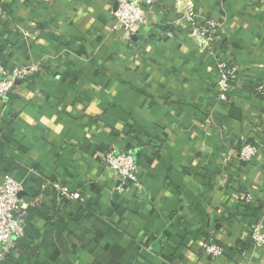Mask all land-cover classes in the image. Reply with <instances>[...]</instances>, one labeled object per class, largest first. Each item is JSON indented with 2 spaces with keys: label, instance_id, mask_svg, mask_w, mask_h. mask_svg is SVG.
<instances>
[{
  "label": "crops",
  "instance_id": "crops-1",
  "mask_svg": "<svg viewBox=\"0 0 264 264\" xmlns=\"http://www.w3.org/2000/svg\"><path fill=\"white\" fill-rule=\"evenodd\" d=\"M218 23L223 59L240 68L218 100L217 60L188 35L182 11ZM115 0H7L0 59L38 63L0 109V182L32 202L24 235L0 264H264V0H156L133 34L112 29ZM138 165L141 188L112 191L109 147ZM59 182L80 193L57 197ZM250 194L252 203H245ZM222 247L212 260L199 248Z\"/></svg>",
  "mask_w": 264,
  "mask_h": 264
},
{
  "label": "built area",
  "instance_id": "built-area-1",
  "mask_svg": "<svg viewBox=\"0 0 264 264\" xmlns=\"http://www.w3.org/2000/svg\"><path fill=\"white\" fill-rule=\"evenodd\" d=\"M7 0H0V10ZM156 4V0H115V5L110 12L112 29L122 31L127 35L134 33L136 28L145 22V14ZM183 21L190 26L188 35L197 42L202 49L208 50L217 60L218 74L216 90L218 100H224L238 79L240 68L238 65L221 57L220 50L215 40L218 23L213 19L198 21L194 7L188 1L182 11ZM40 72L38 63H30L22 67H7L0 59V109L7 105L9 96L15 91L16 83L26 81ZM253 90L264 95L263 85H254ZM264 152V133L259 140L246 142L240 145L237 158L248 162ZM98 163L112 171L117 177V184L112 191L121 192L125 184L130 183L135 191L141 188L138 178V165L133 154L125 149L118 150L113 145L98 158ZM57 197L65 201L80 199L78 191L70 190L66 185L56 182L53 184ZM22 183L10 174L3 175L0 182V263L5 260L6 254L15 246V240L24 235V217L32 206L30 200L20 196ZM250 194L244 196L245 203H252ZM250 237L254 248L264 246V230L261 222H256L250 227ZM200 251L214 260L222 254V247L213 239L203 240L199 245Z\"/></svg>",
  "mask_w": 264,
  "mask_h": 264
}]
</instances>
